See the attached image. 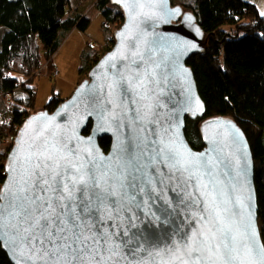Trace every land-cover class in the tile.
Masks as SVG:
<instances>
[{
    "label": "snow or ice",
    "instance_id": "6c2138e0",
    "mask_svg": "<svg viewBox=\"0 0 264 264\" xmlns=\"http://www.w3.org/2000/svg\"><path fill=\"white\" fill-rule=\"evenodd\" d=\"M138 6L139 0H132V7ZM131 47H136L134 41ZM132 64L123 66L127 71H117L108 83L94 86L90 94L99 108L139 105L132 108L135 124L146 118L150 106L142 103L149 91L146 73L133 70ZM143 131L137 129L140 151L131 157L123 150L112 157L81 151L55 132L46 136L42 131L30 142L22 141L3 166L10 178L0 187V247L12 248L16 264H118L120 245L114 238L127 234L115 229L122 227L124 214L133 207L145 208L143 197L152 199L156 185L162 191L167 182L176 181L199 194L187 191L182 203L203 224L182 244L166 249L168 259L161 258V264H264V246L253 243L254 233L244 223L243 201L223 199L208 161L192 157L163 137L148 141L140 135ZM157 164L168 173L158 171ZM151 215L154 222L160 220ZM137 250L144 249L136 244L130 251Z\"/></svg>",
    "mask_w": 264,
    "mask_h": 264
},
{
    "label": "water",
    "instance_id": "95a60500",
    "mask_svg": "<svg viewBox=\"0 0 264 264\" xmlns=\"http://www.w3.org/2000/svg\"><path fill=\"white\" fill-rule=\"evenodd\" d=\"M112 3L121 8L124 16L122 26L115 33L113 48L90 70L88 78L78 85L72 96L53 112L43 109L26 119L14 139L5 165L10 163L22 141L30 142L42 131L46 136L55 132L58 138L68 141L69 147L81 151L91 150L94 154L112 157L123 150L126 157H131L140 151L137 129L143 127L140 135L146 140L157 141L163 137L165 142L192 157L207 160L219 182L218 189L224 193L223 199L243 201L241 214L244 223L250 226L249 231L254 233L253 243L264 246L258 221L254 159L244 131L234 120L216 117L201 124L202 150H194L185 136L186 119H202L206 114L194 73L187 65V61L205 45L206 34L196 16L181 6H174L171 0H139L141 6L136 8L132 7V0H120L119 3L112 0ZM133 41L135 48L131 47ZM134 52L140 55L134 57ZM109 56H115V59L108 60ZM129 64L133 70L146 73L149 90L148 98L142 103L149 105L150 110L145 119L135 124L131 123L134 119L132 108L139 105L128 103L123 108H116L105 104L99 108L90 94L94 86L108 83L117 71L126 72L123 66ZM114 115L117 119H113ZM90 123L91 133L84 135ZM105 137L111 138L108 152L99 143ZM157 170L165 174L169 171L161 164H157ZM9 178L6 171L4 184ZM156 188L152 199L143 197L147 199V206L142 210L133 207L124 214L122 227L115 229L117 233L127 234L114 238L120 245L116 255L118 264H161V258L168 259L166 249L182 244L192 230L201 228L203 221L193 217L182 203L187 191L197 196L198 193L185 189L176 181L167 182L162 191L160 185ZM141 198L137 196V200ZM227 206L231 208L233 205ZM151 213L160 220L154 222ZM129 240L132 243H125ZM136 244L144 250L131 252ZM2 249L11 263L16 264L12 248L5 245ZM157 252L161 255L156 256Z\"/></svg>",
    "mask_w": 264,
    "mask_h": 264
},
{
    "label": "trees",
    "instance_id": "16d2710c",
    "mask_svg": "<svg viewBox=\"0 0 264 264\" xmlns=\"http://www.w3.org/2000/svg\"><path fill=\"white\" fill-rule=\"evenodd\" d=\"M90 1L92 9L81 15L71 8L70 0H0L1 142L16 137L26 119L37 113L32 112L37 99L32 84L44 64L53 78L58 77L54 75L58 69L53 67V57L62 45V34L74 29L85 32L96 9L105 19V50L103 46L86 51L81 73L90 71L113 48L115 33L124 22L123 12L112 0ZM176 1L173 5L192 12L206 34L204 49L187 61L206 114L202 119H186V139L194 150H202L201 124L216 117L232 119L244 131L254 159L258 221L264 243V15L245 0ZM227 25L234 28L226 31L222 27ZM19 89L28 95L25 101L14 98ZM65 100L56 95L44 109L53 112ZM91 129L92 123L84 135ZM99 143L105 152L110 150L111 138H102ZM3 156L0 152V187L6 180ZM0 264H12L2 247Z\"/></svg>",
    "mask_w": 264,
    "mask_h": 264
},
{
    "label": "rangeland",
    "instance_id": "374dc122",
    "mask_svg": "<svg viewBox=\"0 0 264 264\" xmlns=\"http://www.w3.org/2000/svg\"><path fill=\"white\" fill-rule=\"evenodd\" d=\"M171 1L172 4H177L176 0ZM70 2L71 8L81 15L87 14L93 7V3L90 0H70ZM256 7L261 14L264 13V4L262 0L256 2ZM90 18L91 25L85 32L74 29L68 35H61L63 40L62 45L53 57V67L58 69L60 75L54 71V74H57L55 77H58L53 78L50 68L46 67L47 63L44 64L43 72L32 84V86L37 89V99L35 110L32 111L33 113L43 110L56 95H61L62 99L70 98L78 85L88 78L90 71L86 70L83 73L80 71L84 66L85 52L91 49H99L105 44L104 42L102 43V41H104L103 25L105 19L96 9L91 12ZM222 28L229 31L234 27L227 25ZM100 41L102 46H100ZM103 49L105 50V46ZM27 97L28 95L21 89L17 90L14 94V98L17 100L20 99L25 101ZM20 111L23 112V109ZM14 139L15 137L12 140L6 138L1 143L0 152L4 153L3 157L6 158L5 164L10 152L9 150L13 146Z\"/></svg>",
    "mask_w": 264,
    "mask_h": 264
},
{
    "label": "crops",
    "instance_id": "0c3cea01",
    "mask_svg": "<svg viewBox=\"0 0 264 264\" xmlns=\"http://www.w3.org/2000/svg\"><path fill=\"white\" fill-rule=\"evenodd\" d=\"M245 1H246V2H249V3H252V4H254V5L256 6V2H258L259 0H255L256 2L253 1V0H250V1H249V0H245ZM262 1H263V4H264V0H262ZM103 42H104V41H102V43H103ZM102 43H101V41H100V45H101ZM59 75H60V73H59Z\"/></svg>",
    "mask_w": 264,
    "mask_h": 264
},
{
    "label": "built area",
    "instance_id": "2783aa9c",
    "mask_svg": "<svg viewBox=\"0 0 264 264\" xmlns=\"http://www.w3.org/2000/svg\"><path fill=\"white\" fill-rule=\"evenodd\" d=\"M55 73H57V74H58V71H56ZM57 74H54V75H57ZM6 96H9V95H6Z\"/></svg>",
    "mask_w": 264,
    "mask_h": 264
}]
</instances>
